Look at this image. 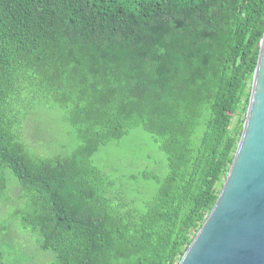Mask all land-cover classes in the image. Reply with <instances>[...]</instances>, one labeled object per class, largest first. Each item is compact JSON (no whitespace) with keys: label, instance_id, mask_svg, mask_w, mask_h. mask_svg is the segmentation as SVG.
I'll return each mask as SVG.
<instances>
[{"label":"trees","instance_id":"trees-1","mask_svg":"<svg viewBox=\"0 0 264 264\" xmlns=\"http://www.w3.org/2000/svg\"><path fill=\"white\" fill-rule=\"evenodd\" d=\"M263 32L264 0H0V201L17 189L11 216L50 264H178L232 163ZM35 102L63 111L68 156L26 148ZM136 128L164 157L141 199L90 162Z\"/></svg>","mask_w":264,"mask_h":264},{"label":"water","instance_id":"water-1","mask_svg":"<svg viewBox=\"0 0 264 264\" xmlns=\"http://www.w3.org/2000/svg\"><path fill=\"white\" fill-rule=\"evenodd\" d=\"M178 264H264V32L232 163Z\"/></svg>","mask_w":264,"mask_h":264},{"label":"rangeland","instance_id":"rangeland-1","mask_svg":"<svg viewBox=\"0 0 264 264\" xmlns=\"http://www.w3.org/2000/svg\"><path fill=\"white\" fill-rule=\"evenodd\" d=\"M22 123V140L28 151L36 157L68 156L77 146L73 131L64 119L63 111L53 104L34 103ZM163 155L157 150L151 137L140 128L133 129L119 143L101 147L91 158L93 166L106 170L117 179L128 177V188L141 199V170H153L162 163ZM8 184L14 186L10 177ZM124 182L118 181V187ZM8 202L0 201V243L5 264H50L53 254L42 251L37 236L20 229L12 218L17 204L18 191L10 187L6 193Z\"/></svg>","mask_w":264,"mask_h":264}]
</instances>
